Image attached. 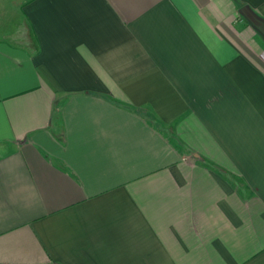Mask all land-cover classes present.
<instances>
[{
	"label": "crops",
	"instance_id": "0c3cea01",
	"mask_svg": "<svg viewBox=\"0 0 264 264\" xmlns=\"http://www.w3.org/2000/svg\"><path fill=\"white\" fill-rule=\"evenodd\" d=\"M264 0H0V264H264Z\"/></svg>",
	"mask_w": 264,
	"mask_h": 264
},
{
	"label": "trees",
	"instance_id": "16d2710c",
	"mask_svg": "<svg viewBox=\"0 0 264 264\" xmlns=\"http://www.w3.org/2000/svg\"><path fill=\"white\" fill-rule=\"evenodd\" d=\"M241 6H243V8L240 10L241 15H243V17H245L247 11L254 13L256 15V19H257V23H254V25L258 29L262 30V28L264 27V17L262 15L258 14L257 12H255L252 8H250L248 6V4L241 3Z\"/></svg>",
	"mask_w": 264,
	"mask_h": 264
},
{
	"label": "water",
	"instance_id": "95a60500",
	"mask_svg": "<svg viewBox=\"0 0 264 264\" xmlns=\"http://www.w3.org/2000/svg\"><path fill=\"white\" fill-rule=\"evenodd\" d=\"M246 16L249 20H251L253 23H257L256 15L254 13H251L250 11L246 12Z\"/></svg>",
	"mask_w": 264,
	"mask_h": 264
}]
</instances>
